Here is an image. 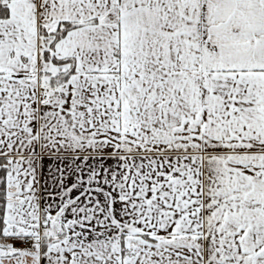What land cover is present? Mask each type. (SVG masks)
Segmentation results:
<instances>
[{
	"label": "snow or ice",
	"instance_id": "1",
	"mask_svg": "<svg viewBox=\"0 0 264 264\" xmlns=\"http://www.w3.org/2000/svg\"><path fill=\"white\" fill-rule=\"evenodd\" d=\"M0 264H264V0H0Z\"/></svg>",
	"mask_w": 264,
	"mask_h": 264
}]
</instances>
